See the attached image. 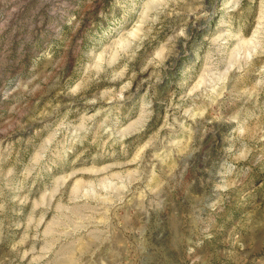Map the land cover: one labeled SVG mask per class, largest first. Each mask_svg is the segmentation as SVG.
I'll return each instance as SVG.
<instances>
[{
    "label": "rangeland",
    "instance_id": "rangeland-1",
    "mask_svg": "<svg viewBox=\"0 0 264 264\" xmlns=\"http://www.w3.org/2000/svg\"><path fill=\"white\" fill-rule=\"evenodd\" d=\"M0 264H264V0H0Z\"/></svg>",
    "mask_w": 264,
    "mask_h": 264
}]
</instances>
